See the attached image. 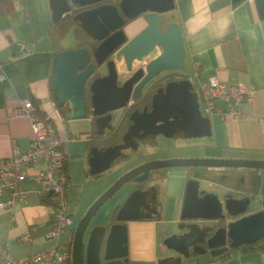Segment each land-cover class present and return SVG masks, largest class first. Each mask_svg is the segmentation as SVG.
<instances>
[{
	"label": "crops",
	"instance_id": "crops-1",
	"mask_svg": "<svg viewBox=\"0 0 264 264\" xmlns=\"http://www.w3.org/2000/svg\"><path fill=\"white\" fill-rule=\"evenodd\" d=\"M174 1L175 7L163 13L164 22L175 21L181 26L186 63L190 68L188 73L198 78L199 88L210 75H216L223 81L253 86L254 92L251 100L241 102L238 116L220 112L206 115L210 118L211 134L202 136L201 144L191 141L179 146L182 151L187 149L189 152L149 157L144 161L173 156L264 159V18L259 14L256 0L235 3L232 0ZM7 7L0 2V52L9 58L5 63L7 78L0 81V158L11 156L14 147L20 150L29 148L33 136L31 122L25 116L14 115L13 110L22 101L31 99L40 111L50 116L63 139L70 182L68 209L74 220L72 231L66 235L70 239L76 227L75 216L79 221L106 190L100 187L102 174L89 172L88 158L96 124L91 112L81 118H65L51 90L57 51L51 34L54 20L50 0H11V8ZM147 25L144 15L140 14L127 20L124 29L128 38H132ZM69 31L71 37L66 39L65 34L59 41L60 50L74 48L78 43L74 28ZM21 42L27 43L30 51L21 53ZM159 52L160 49L145 57L144 61L135 60L134 67L148 62ZM222 106L226 107L225 103ZM68 133L76 138L68 139ZM164 137L159 135L157 144L142 145L143 155L157 154L162 145L172 146L174 138L165 137L164 140ZM39 167V164L28 167L29 174ZM242 168L174 166L155 172L143 188L147 192L145 204L141 207L143 215L126 221L127 262L163 264L173 256L174 251L168 247L160 248L159 241L172 233L168 230L170 224L177 226L189 178L198 179L200 188L216 192L222 198L225 193L241 188L236 182V174ZM230 173L231 179L226 178ZM261 184L262 178L250 189L253 196L249 212L264 208ZM24 185L26 197L12 208L0 209V242L19 259H25L54 242L47 236L51 226L52 199L40 196L34 179L27 178ZM124 196L122 194L112 208L111 218ZM185 264H264V246L236 248L224 257L191 258Z\"/></svg>",
	"mask_w": 264,
	"mask_h": 264
},
{
	"label": "water",
	"instance_id": "water-1",
	"mask_svg": "<svg viewBox=\"0 0 264 264\" xmlns=\"http://www.w3.org/2000/svg\"><path fill=\"white\" fill-rule=\"evenodd\" d=\"M234 3L241 0H232ZM53 20L66 13L74 19L99 44L88 47L65 48L57 51L53 61L51 90L59 106L67 111L64 117L81 118L89 111L94 118L97 133L103 134L111 126L112 111L130 106L147 92L154 76L164 71L185 72L186 48L181 26L164 22L163 13L175 7L174 0H50ZM94 4V6L92 5ZM258 11L264 18V0H256ZM89 5H92L89 7ZM140 14L148 25L132 38H128L124 25L128 18ZM157 48L160 52L141 66L134 67L135 60H142ZM108 71L95 77L89 85L90 102L85 97L86 83L108 57ZM94 57V60H92ZM132 72L127 77L125 74ZM122 81V82H121ZM131 123L123 135L124 142L103 146L94 142L90 149L89 172L100 175L113 166L122 155V149L138 147L136 138L148 135L174 137H202L211 134L209 116L202 113L199 94L191 78L169 81L153 94L150 109H134L129 116ZM134 137V138H133ZM94 140V139H93ZM206 166L222 168H264V159L171 157L142 162L117 178L86 210L74 228L72 238V264H125L128 260V234L126 221L143 215L146 190L133 186L129 181L143 182L153 176L152 171L163 167ZM126 183L127 186H126ZM130 185V186H129ZM124 188V200L117 208L116 222L110 218L107 224H90L100 207L119 189ZM249 197L242 202L233 196L220 198L216 192L200 188L198 179L189 178L181 209L182 219H214L224 224L216 226L207 239L211 255L217 256L229 248L253 244L264 239V208L247 212ZM184 228L185 224L178 225ZM187 232H173L164 238L166 247L174 251L163 264H183L194 252L202 253V244L194 242L197 234L195 222L187 226ZM227 241L229 244L223 248ZM84 253V260H83ZM84 262V263H83Z\"/></svg>",
	"mask_w": 264,
	"mask_h": 264
},
{
	"label": "built area",
	"instance_id": "built-area-1",
	"mask_svg": "<svg viewBox=\"0 0 264 264\" xmlns=\"http://www.w3.org/2000/svg\"><path fill=\"white\" fill-rule=\"evenodd\" d=\"M21 53L30 51V46L20 43ZM9 58L0 52V81L7 78L5 63ZM200 109L204 115L212 112L240 114L239 106L244 99L251 100L253 86L241 82L223 81L210 75L201 84ZM225 103L226 107L222 106ZM13 114L27 117L32 126L33 136L29 148L20 150L14 147L13 154L0 158V209L12 208L27 195L24 182L34 179L41 197L52 199L51 226L47 236L54 239L52 245L32 252L27 258H16L9 248L0 242V262L4 264H72L70 239L66 235L72 231L73 215L68 209L69 173L66 167V154L63 139L58 135L49 115L40 111L31 99H26L14 108ZM67 138H76L68 133ZM40 167L29 174L28 167Z\"/></svg>",
	"mask_w": 264,
	"mask_h": 264
},
{
	"label": "flooded vegetation",
	"instance_id": "flooded-vegetation-1",
	"mask_svg": "<svg viewBox=\"0 0 264 264\" xmlns=\"http://www.w3.org/2000/svg\"><path fill=\"white\" fill-rule=\"evenodd\" d=\"M92 5L94 6V4H92ZM92 5H89V7H91ZM95 40L97 41V45H98L100 41L97 40V39H95ZM92 58H93L92 60H94V62L96 63L95 58L94 57H92ZM110 58H111V55H109V57L102 64H100V65L96 64L95 71L91 75V76H94L93 79L95 77H97V76L104 75V74L107 73V71H108L107 61ZM142 64H144V63H142ZM142 64H140L139 66H141ZM131 75H132V72H129V73L125 74L126 78L131 76ZM182 78H190V77H187L186 74H182V73H179V72H174L172 70L171 71H164V72H161L158 75L154 76L152 81H150V86H149L146 94L141 99H139L137 101L134 100L133 103H131L130 106H127V107L112 111L111 126L106 127L104 129V133L103 134H98L97 133V127L95 128L94 137H93L94 142L97 143V144H100V145H102L103 143H108V145H111V144L124 142L123 135L126 133V131L128 129V126L131 123V121L129 119V116H130L129 111L131 110V108H133V110L137 109V108L142 110L145 106H148L149 109H150L152 96L157 91V89L159 87H165L166 84L169 81L179 80V79H182ZM89 85H90V82L87 81V83H86V91H89L88 90L89 89ZM126 120L130 121L128 123L127 128H126ZM124 127H125V129H124ZM122 129H124V130L122 131ZM119 134H121V136ZM177 135L182 136V133H178ZM117 136H120V137L117 138ZM158 136L159 135H156V138ZM143 139H145V137L144 138H136V140L138 142V147L137 148H133L132 146H129L127 148L122 149V155H120L115 160L114 164L118 163V162L122 163V162H125V161H130L132 159V157L135 156V154L138 152L139 147L144 145L142 143ZM138 164H140V163H138ZM138 164H135L134 166H136ZM134 166H132V167H134ZM161 169L162 168H159V169H156V170L152 171L150 175L154 174L155 172H161L162 171ZM237 169H239V168H237ZM104 172H106V171H104ZM231 174L232 173L227 175L226 178L231 179ZM236 175L238 176V180L236 182L241 188H237L235 192H227V193H225L223 195V198L225 197V195H226V197L233 196L237 201L242 202L245 199V197H249V199L251 201L252 200V196H253V192L250 189H251V187H254V185H255L257 180H260L262 178V173L258 169H255V168H242V169H240V172H237ZM148 181H149V178L147 180L143 181V182H134L133 179H132L128 183H130L133 186L134 185L135 186H140L143 189L146 186ZM128 183H126V185ZM126 190H127V187H126ZM249 209H250V204L248 206V211L247 212H249ZM196 220H197V218L196 219H182L181 216H180L179 219H178L177 225H179L181 223L185 224V227L181 228V229L184 232H187L189 230V228L187 227L188 224H190L191 222H195ZM116 221H117L116 218L113 217L112 218V222H116ZM216 224H217V227H218L220 225H223L224 223L221 224V220H219V221H217ZM183 231H179V232L182 233ZM228 244H229V241H227L224 245L219 246V248H223V247L227 246ZM193 245H194V243L192 245H190V256L188 258H186V259H191V258H194V259L196 258L197 259V258H201L202 256H206V255L212 256L211 253H210L212 248H210L208 246V241L207 240H205V242L202 243V246L204 248V252H202V253L194 252ZM227 251H224L223 253H225Z\"/></svg>",
	"mask_w": 264,
	"mask_h": 264
},
{
	"label": "rangeland",
	"instance_id": "rangeland-1",
	"mask_svg": "<svg viewBox=\"0 0 264 264\" xmlns=\"http://www.w3.org/2000/svg\"><path fill=\"white\" fill-rule=\"evenodd\" d=\"M71 35H72V32L69 31L68 33H66L65 38L69 39L71 37ZM158 50H159V48H157L151 54H155ZM142 61H144V59ZM138 62H140V61H137V63ZM184 70H185V72H188L190 70L189 65L187 63H186ZM190 78L193 81L195 88L198 91V94L201 98V91L199 88L198 78L196 76H194V74H191ZM172 138H174V137H172ZM201 138L202 137L178 136V137L174 138V143L172 146L169 144L162 145V146H160V150L157 151V154L150 155V156H144L143 153L141 152L143 147H139L138 152L140 151L142 154L139 152L138 154L136 153L135 156H133L130 161H125L122 163L121 162L115 163L106 172H104L102 174V177H101L102 182L100 183V187L101 188L105 187L107 189L117 178H119L123 173H125V171H128L129 169H131V167L134 166L135 164L145 162L144 160L148 159L149 157H164V156L177 155V154L189 152V151H187V149H185V151H182L179 148V146L185 145L187 142H191V141H196V143L199 142L201 144V142H202ZM161 140H163V137L161 138ZM164 140H165V137H164ZM163 143H165V141ZM189 145H191V144L188 143V146ZM174 147H178V149L176 150ZM160 151H163V152H160ZM173 157H179V156H173ZM165 168L166 167H163L161 170H164ZM258 170L262 173V184L261 185H262V189L264 192V168H259ZM126 186L119 189L111 198H109L100 207V209L97 211V213L92 217V220L90 222L91 225L92 224H99V223L100 224H107L109 222V220L111 218L112 211H113L112 208H115L114 206L117 204V201L120 198L121 193L123 192V190ZM75 218H76V225H77V223H78L77 216H75ZM195 223H196V227H197L198 231H197V234L195 235L194 242L200 243V244L204 243L205 240H207L211 236V234L214 232V230L217 226L214 219L200 218V219H197L195 221ZM168 230H170L172 233L183 231L181 228L178 227V225L174 226L172 224L169 225ZM159 246H160V248L167 249L166 245L164 244V238L160 239ZM83 260H84V253H83ZM186 262H187V259L184 258L183 263L185 264Z\"/></svg>",
	"mask_w": 264,
	"mask_h": 264
},
{
	"label": "trees",
	"instance_id": "trees-1",
	"mask_svg": "<svg viewBox=\"0 0 264 264\" xmlns=\"http://www.w3.org/2000/svg\"><path fill=\"white\" fill-rule=\"evenodd\" d=\"M115 1L118 2L119 0H115ZM0 2L2 4H4V5L8 6L7 9H10L11 8L10 7L11 6V0H0ZM74 14H75V12L66 13L59 20L53 21V27H52V30H51V34H52V37L54 39V43H55V46H56V51H59L60 50V48H59V41H60V39L71 28H74V34H75V37H76V39L78 41V43L76 44L75 47L78 48V47L85 46V47H88V49L92 52V50L97 45V41L95 39L91 38L84 31V29L79 25V22L74 19ZM129 19H131V18H128V20ZM184 74H186L187 77H190V75H191V73H184ZM93 77L94 76H90V78L88 79V81L91 82V80L93 79ZM85 97H86L87 101L90 102V91H85ZM59 109H60V111L63 114L67 111L66 108L61 107V106H59ZM132 111H133V108H131V110L129 111V114ZM89 113H90V111H89ZM129 122L130 121L126 120V128H127ZM124 129H125V127H124ZM124 129H122V131ZM121 134H119V135L121 136ZM120 136H117V138H119ZM142 143L143 144H157L158 143V139L156 138V135H149L148 137L146 136L145 139L142 140ZM93 144H94V140H92V145ZM102 145L103 146H108V143H103ZM101 174H103V173H101ZM116 211L117 210L114 211V213L112 215L113 217L116 216ZM223 223L224 222L221 221V224H223ZM73 233H74V231L72 232V235H71L70 246H72ZM263 246H264V239L263 240L261 239V240L255 242V243H253V244H246V245H242V246H239V247L229 248V250L227 252L222 253V254H220L218 256H212V257H214V258L224 257V256L228 255L231 250L236 249V248H239V249H258V248H262ZM125 264H153V263L152 262H130V261L127 262L126 261Z\"/></svg>",
	"mask_w": 264,
	"mask_h": 264
},
{
	"label": "bare ground",
	"instance_id": "bare-ground-1",
	"mask_svg": "<svg viewBox=\"0 0 264 264\" xmlns=\"http://www.w3.org/2000/svg\"><path fill=\"white\" fill-rule=\"evenodd\" d=\"M263 240V239H262Z\"/></svg>",
	"mask_w": 264,
	"mask_h": 264
}]
</instances>
